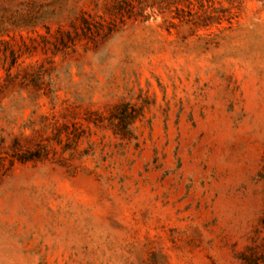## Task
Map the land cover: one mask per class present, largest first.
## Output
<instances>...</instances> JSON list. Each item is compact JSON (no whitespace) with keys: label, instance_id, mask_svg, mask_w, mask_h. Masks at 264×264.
I'll list each match as a JSON object with an SVG mask.
<instances>
[{"label":"rangeland","instance_id":"rangeland-1","mask_svg":"<svg viewBox=\"0 0 264 264\" xmlns=\"http://www.w3.org/2000/svg\"><path fill=\"white\" fill-rule=\"evenodd\" d=\"M0 264H264V0H0Z\"/></svg>","mask_w":264,"mask_h":264}]
</instances>
